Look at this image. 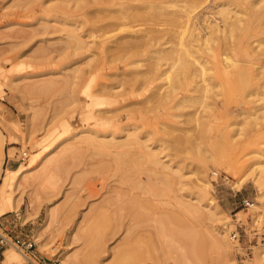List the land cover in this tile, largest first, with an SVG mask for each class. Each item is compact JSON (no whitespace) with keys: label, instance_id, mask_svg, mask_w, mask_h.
<instances>
[{"label":"rangeland","instance_id":"374dc122","mask_svg":"<svg viewBox=\"0 0 264 264\" xmlns=\"http://www.w3.org/2000/svg\"><path fill=\"white\" fill-rule=\"evenodd\" d=\"M192 1L199 6L187 27L171 22L172 13L181 17L191 11ZM222 2L0 0V128L7 139L0 190L6 184L5 195L19 203L0 214V234L34 237L37 246L28 254L32 258L36 254L37 264H64L61 256L68 249L84 256L106 247L108 262L114 259L112 247L118 249L117 256L128 250L124 260L119 255L121 264H264L256 254L264 239L258 244L249 241L256 231L259 240L264 238V181L256 170L264 166V77L249 78L244 88H233L228 100L218 95V104L183 105L179 98L193 92L195 82L177 88L176 96L166 95L169 69L163 82L157 79L147 85L142 76L130 73L134 65L125 67L98 49L77 48L69 37L73 31L89 41L100 39L111 28L112 13L129 4L132 13L144 14L129 16L116 30L139 28L136 34L142 35L156 29L150 43L143 37L138 40L145 47L138 44L142 51L136 62L146 69L159 58L158 50L164 54L180 46L183 28L188 35L209 19L224 26L218 12ZM255 27L242 35L255 50L242 57L252 74L261 67L264 71V33L261 26ZM112 92L120 95L111 96ZM81 130L87 135L82 137ZM149 152L175 166L172 171L181 167L182 183L164 187L161 172L147 158ZM160 164L156 167L162 170ZM177 175L173 174L178 182ZM197 193L204 204L219 207L222 218L214 224L227 229L233 244L231 260L222 259L211 240L214 226L208 208L196 215L180 207L179 198L196 202ZM245 198L254 206L247 207ZM50 207L54 218L45 228ZM43 227L51 245L61 243L56 252L40 247L37 233ZM76 227L73 242L69 238ZM236 230L244 236L240 243L233 238ZM5 251H10L11 264H29L13 244L2 249L0 264Z\"/></svg>","mask_w":264,"mask_h":264},{"label":"bare ground","instance_id":"6f19581e","mask_svg":"<svg viewBox=\"0 0 264 264\" xmlns=\"http://www.w3.org/2000/svg\"><path fill=\"white\" fill-rule=\"evenodd\" d=\"M168 1H174V0H168ZM192 3H193V1H192ZM190 5H191L190 7H192L193 9L191 11L185 10L188 12L184 11V14H183V12H181V14H183L181 17H180V14H178V13H172L171 14V22H173V21L174 22H184L185 26L187 27V25H188L187 23L189 21L188 19L190 17H192V11L195 8H197V6H199V3H197L195 1V3L190 4ZM232 5L239 6L240 8H238V7L236 9H235V7L231 8ZM130 7H131V5H129V4L125 5L124 4V5H121V7H119L118 9H116L112 13V15H111L112 21L109 23L111 28L108 27L109 28L108 31L107 32L105 31L104 35L102 34L103 36L101 35L102 37L100 36V39H98V40L89 41V40L82 38L81 35L79 36L78 33L76 34L73 31L72 32L69 31V33H71V35L68 33L69 37H73L71 39H74V41H73V44L75 43L74 46L76 45L77 48L78 47L79 48H85L86 47V48H88V50L98 49L105 57H111V59H115V60L120 59L121 62L125 63V67L129 66V65H134L135 67L130 70L131 72L130 71L129 72L131 74H135L136 76H142L144 79L143 81L147 85H151L157 79L162 80L163 78H165L163 76H164V74H166V71L169 69L171 71V75L169 74V71H167V75L169 77H166L167 78L166 86L169 88V90L168 91L166 90L167 92H165V90H163L164 93H166V95L176 96L178 94L176 92L177 88H179L181 86H182V88H183V86L188 87L193 82H195V83H193L194 84V87L192 88L193 90H191L193 92H191V93L187 92V94H184L179 98V101L181 103L186 102V101H188V102L191 101V103L196 102V104H198V102H200V106H201V102H202L203 105L206 103L205 105L207 107H208V105L218 104L219 103V101L217 102V96L218 95L221 94L220 97L221 96L223 97V95H224V96H226V98L228 100L232 94L231 92H232L233 88L234 89H235V87L236 88L240 87V89L244 88V85L247 82V80L249 81L248 83L251 82L249 80V78H251V80H252V78H254V77L255 78L264 77V71H262V69H261L263 67L260 68L259 72H257V73L253 72V74H252L250 72L252 71L253 68L250 69V71H249V69L247 71L246 67H245L246 62H244L245 59L242 58V57H245V58L250 57V56L255 54V53H253L255 50L252 49L248 43L246 44L242 40L243 33H245L247 30L252 28V25H254V27H255L258 24H259V27L261 26V28L259 29V27L256 26L255 29L258 28L260 30V33L261 32L264 33V0H223L222 7H220L218 9L219 10L218 12L220 14H222V16H223L224 26H221L218 22H213V19L210 20L209 19L210 17H208L207 19H209V20H207V23L205 24V26L202 29L200 28V30H197L198 27L195 26L197 28H195V27H194L195 29L191 28L188 35H185L184 31H186V27H185V29L183 28L182 34H183L184 38L183 37H181V38H183L184 41H182V39H181L182 43L179 46L181 48L179 49V47L176 46V49L173 48V50H170L167 52L164 51L165 52L164 54L162 53L163 51H161L162 49L158 50V53H156V55L157 56L159 55V58L155 59L156 62L151 61L152 63H150L146 69L141 68L140 67L141 64H137L138 61L136 59V55L138 53L141 54L140 51H142V50H140L138 52V47L145 45V44L144 45L139 44L138 40H141V38H139V37H143V40L146 39V41H149L148 39H150V41H151L152 38H150V37H151V35L153 36L154 34H156L155 33L156 29L154 30L152 28L151 29L146 28L148 30L145 31V33H143L142 35L136 34V32H137V30H139V28L137 30L135 28H128V29L124 28L125 29L124 31H126V33H121L120 31L116 30V29L121 28V26L123 27V25L127 24L125 19L128 18L129 16H131V17L140 16L143 13L142 11H140L141 13H136V12H139V10L132 13L131 11H129ZM173 7H174V4H173ZM182 10H184V9H182ZM182 19H183V21H182ZM184 23H183V25H184ZM129 27H131V26H129ZM253 28H252V30H253ZM141 29L142 28H140V30ZM114 30L118 31V32L111 34L110 32H112ZM177 31H179V30H177ZM174 33L177 34L178 32L175 31ZM249 37H250V35H249ZM150 41H149V43H150ZM91 42L93 44L92 48H91V45H92ZM178 43H179V41H178ZM178 43H177V45H178ZM138 44H139V46H138ZM260 44L261 43L259 42V45ZM262 45H263V43H262ZM144 47H142V49ZM146 48H148V45L146 46ZM170 49H172V48H170ZM143 50H145V49H143ZM109 52H111L112 54H109ZM142 53H144V52H142ZM206 53H207V55L209 54V57H207V55H205ZM111 59H109V60L112 62ZM161 60L165 61V63H167L169 66L167 68H165L164 66H166V65L163 62H161ZM244 67H245V69H243ZM251 67H252V65H251ZM254 71L256 72V70H254ZM130 78H132V76ZM157 81H159V80H157ZM162 82H163V80H162ZM163 88L165 89V87H163ZM245 88H247V87H245ZM22 91H24V90H22ZM160 93H163V92L160 91ZM23 94L25 95V92ZM248 94H246V95H248ZM112 95L119 96L120 93L119 92H116V93L112 92L111 96ZM166 95L164 94L165 99H167ZM151 98L149 97V99H151ZM218 99H220V98H218ZM186 104L187 103H185V104L183 103V105H186ZM194 105H195V103H194ZM213 107H215V106H213ZM203 108H204V106H203ZM215 109H217V108H215ZM212 112H209V113H212ZM200 118H202V116ZM85 132H86V130H81L79 132V134H81V136L84 137L87 135V134H84ZM129 135L134 136V137H138L137 133L130 132ZM26 139L28 141L29 138L27 137ZM137 139H135V140L137 141ZM6 142H7L6 134L0 128V173H1L3 163L5 161L4 160V153L6 150ZM121 145H123V144H121ZM149 153L147 154V156H148L147 158L152 159V161L154 163V165H153L154 168H157V170L159 169V171L161 172L160 174L162 176L159 175L158 177L160 179H163L162 181L164 182L163 183L164 187L172 189V187H174L177 183H179V184L182 183L183 173H181L182 172L181 167H177L175 171L174 170L172 171V169H175V166H173L171 164H164L162 162V160H160V158L158 157L157 153H150L151 155H149ZM24 155L27 156V152L24 151ZM158 164L162 165V167L160 166L162 170H160V168L156 167ZM26 170H27V168L20 170L17 175L20 176ZM256 170H257V177H259L260 179H263L262 180V182H263L264 181V177H263L264 176V166H259L256 168ZM174 172H176L178 174L177 175L178 178H180V180H178V182L174 180L173 174H176ZM147 179H148V177H147ZM259 183H261V180L259 181ZM5 186H6V184L2 187V190H0V214H4L8 210H10L12 208H16L19 204L16 201L13 202L10 197L5 195ZM180 188H181V186H180ZM261 190L263 191V188ZM164 194L165 193H163V195ZM161 196H162V194H161ZM159 197H160V195H159ZM162 197H164V196H162ZM194 197L197 200L196 202H192L190 200L183 199L182 197L179 198L178 201L180 202V205H181L180 207L183 210H187L188 212H192L193 214H196V215H199V214L205 212L204 211L205 207L208 208V210H209L208 213H209L211 220L213 221V226H214L213 227L214 230L212 232L214 238H212L211 240L213 241V239H214V245H215L216 249L218 248L220 255H221V258L226 259L228 257L229 260H231V256L233 253V244H232L231 239L229 238V235L227 234V229H221L220 226L218 227L216 224H214V222H217V220L221 221V218H222L218 214V212L220 211L219 207L217 206V204H212L211 202L204 204L202 202L203 198L199 193L195 194ZM113 202L115 203V201H113ZM166 202L167 203L169 202L171 204L173 201L170 202V201L166 200L165 203ZM210 204H212V205L210 206ZM161 206H162V204H161ZM253 206H254V204H253ZM158 207H159V205H158ZM256 210H257V208H256ZM154 211H155V209H154ZM53 218H54V210L50 207L49 211H48V220H47L46 224L44 225L45 228L47 227V223L52 221ZM97 218L100 220L99 217H97ZM91 223L93 224V221ZM44 227L42 228V230H38V233H37V240H39L41 243L40 247L42 249H45V250L50 249L51 251L56 252L58 250V245L60 246L61 243L58 242L59 244L57 246L55 244L51 245V242H48L47 241L48 239H46V237H45L46 235H44V233H46V232L43 233V229H45ZM77 230L78 229L76 227L71 232V235L69 238L70 241L76 242L75 239L77 237L76 236ZM213 236H211V237H213ZM15 247L21 253L25 254V257H27L29 259V261L35 262V260H34L35 258H32V256H29L28 253H24L17 246H15ZM107 248L109 249V247H106V249H104L103 252L99 251L100 248H99V250L92 249V251H90V253H88L87 255H84V256H79L77 253L68 249L65 252H63V254L61 256V263H64V264H121L122 261L120 258L122 257L123 258L122 260H124V258L127 257L128 250L125 249L121 252L119 251L118 254L121 257L119 255H118L119 256L118 257L116 255V253L118 252L116 250H118V249H116L115 247L114 248L112 247L111 248V255H112V257L114 256L113 257L114 259H112V261L108 262L106 260V258L104 257V254H103L105 251H107ZM256 248H257L256 249L257 257L259 259H261L264 263V246H260V247L256 246ZM98 251L101 253L99 254ZM9 252L10 251H8L7 254ZM7 254L3 260V264H11L12 263L11 258L9 257V254L8 255ZM115 255L117 257H115ZM217 258L220 259L219 256H217ZM229 260H226V262H229ZM123 264H124V262H123Z\"/></svg>","mask_w":264,"mask_h":264},{"label":"built area","instance_id":"2783aa9c","mask_svg":"<svg viewBox=\"0 0 264 264\" xmlns=\"http://www.w3.org/2000/svg\"><path fill=\"white\" fill-rule=\"evenodd\" d=\"M243 203L247 206V207H251L253 205L252 201H250V199L245 198L243 200ZM257 235H260L258 231L255 232L253 239H250V243H252V241H256L255 243H263V239L259 240V236L257 237ZM242 233L240 232V230H236L233 232V238L236 239L239 243L242 240ZM13 244L15 246H17L20 250H22L24 253H30L31 251H33L36 246H37V242L35 240L34 237L31 236H22V235H12L10 233H7V235L4 234H0V255H1V251L2 249H4L7 245ZM35 259H38L36 254L33 256ZM29 264H37L34 261H29ZM42 264V263H41ZM48 264V263H46Z\"/></svg>","mask_w":264,"mask_h":264},{"label":"crops","instance_id":"0c3cea01","mask_svg":"<svg viewBox=\"0 0 264 264\" xmlns=\"http://www.w3.org/2000/svg\"><path fill=\"white\" fill-rule=\"evenodd\" d=\"M13 167H15L14 164H12L11 168H13ZM7 252H8V251H5V256H6ZM4 258H5V257H4ZM3 260H4V259H3ZM3 260H2V262H3ZM51 264H52V263H51Z\"/></svg>","mask_w":264,"mask_h":264}]
</instances>
